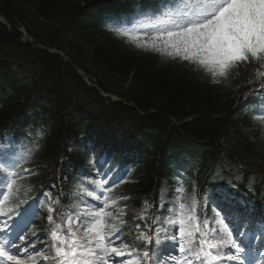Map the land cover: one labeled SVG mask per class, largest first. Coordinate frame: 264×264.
Returning a JSON list of instances; mask_svg holds the SVG:
<instances>
[{
  "label": "snow or ice",
  "instance_id": "obj_1",
  "mask_svg": "<svg viewBox=\"0 0 264 264\" xmlns=\"http://www.w3.org/2000/svg\"><path fill=\"white\" fill-rule=\"evenodd\" d=\"M105 26L137 51L178 62L213 85L251 72L248 83L256 87L249 93L259 103L244 107L264 127V0H148L147 5L135 0L129 12L106 18ZM44 134L38 130L36 139ZM18 145L14 137H0V260L6 264H264V215L254 216L250 202L226 185H216L205 196L201 221L195 195L187 203L178 182L172 203L161 213L164 218L154 216L145 230L135 224L130 243L124 238L130 232L124 219L127 206L118 204L128 196L108 195L128 182L127 153L110 170L107 151L90 160L102 179L81 171L88 183L77 181L83 185L75 193L78 210L62 208L57 216L60 198L50 189L32 196L34 185L25 183L40 171L26 167L39 144ZM86 150L95 157L94 146L88 144ZM177 177L182 180V173L177 171ZM41 216L51 228L35 224ZM146 218V209L135 217ZM44 240L49 243L37 248Z\"/></svg>",
  "mask_w": 264,
  "mask_h": 264
},
{
  "label": "trees",
  "instance_id": "obj_2",
  "mask_svg": "<svg viewBox=\"0 0 264 264\" xmlns=\"http://www.w3.org/2000/svg\"><path fill=\"white\" fill-rule=\"evenodd\" d=\"M134 0H0V15L11 25L20 22L28 34L39 44L47 48H56L63 51L78 67L90 73L86 60L90 59V66L99 71L112 72L119 76L122 82L131 78L128 89L120 86L118 92L143 112L151 109L156 114L139 117L132 109H118L116 105L98 107L99 118L103 114H111L110 123L128 138L140 135L151 142V148L145 144H138L132 148L128 142H118L107 131L100 133L97 138L95 157L88 151L81 156L76 153H66L63 163L64 188L71 192L80 191L83 185L77 181L87 180L81 177L78 169L82 168L89 175L102 179L90 160L99 159L107 151L110 154L107 168H111L127 153L136 166L122 185L120 196L127 195L128 199L119 200L120 206L126 205L128 227L132 231L134 223L131 219V206L136 207L141 198L147 194H155L160 178L173 175L171 153L182 148L186 142L194 138L203 142L200 151L194 153L200 165L199 178L202 189L208 188V178L211 176V167L225 161H233L232 155L250 157V143L244 132L235 130L240 123L250 124L251 117H244L240 109L235 110L240 94L250 89L254 84L248 80L251 72H241L239 76L230 78L227 82L213 85L201 73L190 72L178 62L159 65L161 57L152 54L130 50L128 43L109 35L101 26L102 14L109 11L111 15L126 13L131 10ZM147 5L148 0H142ZM103 37V41H100ZM83 42L85 44H83ZM90 48L92 55L89 56ZM4 54V56H3ZM11 61L24 68L31 76L32 85L22 86L17 80L18 73H11ZM0 82L6 83L16 96L14 103H8L0 112V124L4 118L11 117L12 112H18L29 121L31 115L28 98L38 92L50 93L55 98L53 111L49 114L53 127L55 125L54 144L50 153L56 154L55 148L63 142L62 115L71 109V97L63 95L61 84L68 86L71 91L85 93L87 96H98V93L88 88L76 74L74 69L66 64L58 55L46 51L35 50L30 46L22 45L9 34L6 27L0 24ZM105 91H110L106 84H101ZM99 97V96H98ZM25 99L23 103L19 100ZM113 110V112H109ZM30 117V116H29ZM169 117V119H168ZM183 122L176 126L170 118ZM6 126V125H5ZM73 124H67L72 130ZM153 131L154 136H149ZM115 143L127 148H115ZM199 147V146H198ZM242 153V154H240ZM59 155V153H58ZM49 155L46 149L39 154L31 168L39 169L35 175L25 180L26 184L34 187L30 195L39 196L41 188L57 175L58 161ZM246 177L252 175L243 171ZM77 177H81L77 179ZM77 179V180H76ZM88 181V180H87ZM264 191V180L257 177L256 185ZM52 183L46 189L51 190ZM72 198V197H71ZM262 200V197H260ZM70 199V197L68 198ZM76 199V197H75Z\"/></svg>",
  "mask_w": 264,
  "mask_h": 264
},
{
  "label": "rangeland",
  "instance_id": "obj_3",
  "mask_svg": "<svg viewBox=\"0 0 264 264\" xmlns=\"http://www.w3.org/2000/svg\"><path fill=\"white\" fill-rule=\"evenodd\" d=\"M164 61H166V60H164ZM164 61H163V63H165ZM244 131L247 134H249L250 139L254 143V158H255V160L258 162L264 161V130L257 129L255 127H251V128H247V129L244 128ZM163 194L166 195L165 192H163ZM162 198H163V196H162ZM164 198H165V196H164ZM187 201L189 203L192 202V196L191 195H188Z\"/></svg>",
  "mask_w": 264,
  "mask_h": 264
}]
</instances>
